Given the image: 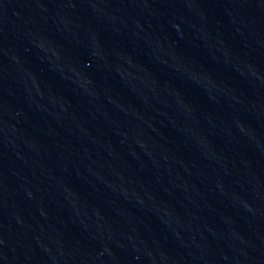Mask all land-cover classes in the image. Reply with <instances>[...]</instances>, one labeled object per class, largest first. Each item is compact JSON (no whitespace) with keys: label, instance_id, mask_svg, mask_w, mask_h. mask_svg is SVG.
<instances>
[{"label":"water","instance_id":"1","mask_svg":"<svg viewBox=\"0 0 264 264\" xmlns=\"http://www.w3.org/2000/svg\"><path fill=\"white\" fill-rule=\"evenodd\" d=\"M155 264H264V0H166Z\"/></svg>","mask_w":264,"mask_h":264}]
</instances>
